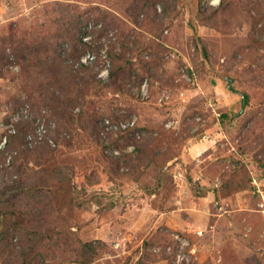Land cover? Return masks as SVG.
I'll return each mask as SVG.
<instances>
[{"label":"rangeland","instance_id":"obj_1","mask_svg":"<svg viewBox=\"0 0 264 264\" xmlns=\"http://www.w3.org/2000/svg\"><path fill=\"white\" fill-rule=\"evenodd\" d=\"M0 264H264V0H0Z\"/></svg>","mask_w":264,"mask_h":264},{"label":"trees","instance_id":"obj_2","mask_svg":"<svg viewBox=\"0 0 264 264\" xmlns=\"http://www.w3.org/2000/svg\"><path fill=\"white\" fill-rule=\"evenodd\" d=\"M246 102H247V99L244 100V103H246ZM15 134H16V133H15ZM12 137L15 138L16 136L14 137V135H13ZM12 137H11V138H12ZM9 140H10V139H9ZM10 141H11V140H10Z\"/></svg>","mask_w":264,"mask_h":264}]
</instances>
